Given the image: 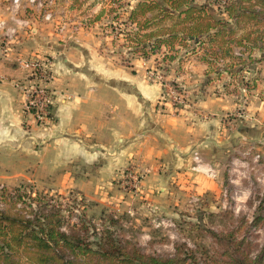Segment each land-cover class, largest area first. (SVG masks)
I'll list each match as a JSON object with an SVG mask.
<instances>
[{
	"label": "crops",
	"instance_id": "obj_1",
	"mask_svg": "<svg viewBox=\"0 0 264 264\" xmlns=\"http://www.w3.org/2000/svg\"><path fill=\"white\" fill-rule=\"evenodd\" d=\"M12 10V0H0V171H33L39 184L76 188L107 206L127 201L119 179L128 165L148 172L142 193L152 203L172 184L197 195L232 187L242 202L252 189L264 192V87L255 68V78L243 74L233 89L201 61L168 76L190 96V106L175 112L161 100V85L133 67L138 59L109 65L97 51L58 46L53 32L41 36L33 11ZM34 56L53 73L48 128L22 109L28 74L20 60Z\"/></svg>",
	"mask_w": 264,
	"mask_h": 264
},
{
	"label": "rangeland",
	"instance_id": "obj_2",
	"mask_svg": "<svg viewBox=\"0 0 264 264\" xmlns=\"http://www.w3.org/2000/svg\"><path fill=\"white\" fill-rule=\"evenodd\" d=\"M137 1L122 0L118 7L112 0H18L17 3L12 0V11L21 16L33 11L40 24L41 36L45 38L49 36L48 31L53 32L58 46L97 51L109 65L128 66L130 61L138 59L140 62L133 67L145 71L150 82H157L155 75L163 79L172 78L174 74L200 65L201 61L212 75L219 77L220 86L233 83L229 88H235L243 74L245 78H255L256 74L251 73L255 68L259 83L264 87L262 52L257 49L249 52L232 44L231 53L212 55L206 61L203 52L210 44L205 36L201 37V44L176 41L172 48L161 45L147 57H136L138 53L133 51V43L124 34L137 30L135 23L127 18ZM223 1L191 0V3L205 7L215 18L227 20L220 12ZM101 10H104L101 17L95 20L94 16ZM46 14L50 16L47 18ZM228 22L230 27L233 26ZM242 26L253 25L245 23ZM42 55L52 58L45 52ZM235 72L238 75L234 77L232 74ZM169 82L176 86L175 82ZM52 121V111L48 122L34 120L43 128L50 127ZM128 168L132 176L128 174ZM147 173L136 169V165H128L122 170L120 189L124 198L128 197L122 206L90 202L76 188L58 191L50 185L39 184L34 172L29 170L0 171V189L24 186L29 195L39 196L36 206L56 211L58 226L65 231L72 230L71 225L83 219L87 228L75 231L82 235L83 242L92 247L97 240L111 236L122 244L125 243L123 240L129 241L144 254L165 257L179 252L186 258V264H229L230 259L237 255L241 258L247 255L251 259L260 255V264H264V199L261 200L264 192L258 194L257 188L252 189L242 202L236 199V189L232 187L227 186L225 195L220 192L197 195L189 187L179 184L177 188L172 184L168 197L160 195L159 201L152 203L142 193V180ZM5 205L0 202V207ZM20 264L28 263L23 259Z\"/></svg>",
	"mask_w": 264,
	"mask_h": 264
},
{
	"label": "trees",
	"instance_id": "obj_3",
	"mask_svg": "<svg viewBox=\"0 0 264 264\" xmlns=\"http://www.w3.org/2000/svg\"><path fill=\"white\" fill-rule=\"evenodd\" d=\"M112 1L118 7L122 5V0ZM162 1L138 0L129 10L127 18L137 30L124 35L133 43L136 57H147L161 45L172 48L176 41L201 44L202 36L210 44L203 52L206 61L212 55L231 53L232 44L264 54V0H224L220 12L227 20L215 18L191 0ZM103 11L94 19H99ZM228 20L233 26H229ZM245 23L253 26H242ZM38 198L29 195L22 185L0 189V202L6 204L0 207V264H20L23 259L28 264H186L179 252L165 257L144 254L129 241L123 240L122 244L111 236L97 240L92 247L75 231L87 228L83 219L72 224V230L65 231L58 226L56 211L35 205ZM241 257L233 256L229 264L261 262L260 255L254 259Z\"/></svg>",
	"mask_w": 264,
	"mask_h": 264
},
{
	"label": "built area",
	"instance_id": "obj_4",
	"mask_svg": "<svg viewBox=\"0 0 264 264\" xmlns=\"http://www.w3.org/2000/svg\"><path fill=\"white\" fill-rule=\"evenodd\" d=\"M32 2L35 0H31ZM18 0H14L17 3ZM50 14H46L48 18ZM22 68L27 70V78L21 84V89L24 95L22 109L31 115L36 122H48L51 118V111L53 106V89L50 83L53 79L52 70L49 67L48 61L41 59L39 56H34L20 60ZM156 81L162 86L161 100L167 101L172 105L175 112L190 106V96L186 90L175 86L169 80L161 78L159 75L154 76ZM194 162H200L199 156L194 153ZM127 172L132 176L131 170L128 168ZM209 174L213 172L208 169ZM224 191V195H225Z\"/></svg>",
	"mask_w": 264,
	"mask_h": 264
}]
</instances>
